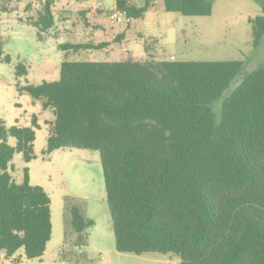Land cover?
Here are the masks:
<instances>
[{
    "label": "trees",
    "instance_id": "trees-1",
    "mask_svg": "<svg viewBox=\"0 0 264 264\" xmlns=\"http://www.w3.org/2000/svg\"><path fill=\"white\" fill-rule=\"evenodd\" d=\"M154 1L135 7L116 0V6L134 20ZM163 1L166 11L184 16L213 13L214 0ZM258 2L255 45L264 38V0ZM54 4L45 0L37 18L27 19L39 40L55 27ZM3 54L0 44V62L10 63ZM60 69L58 82L19 89L53 113L47 155L67 148L100 153L117 251L174 254L181 264H264V64L243 75L219 112L215 105L244 71L241 61L65 60ZM27 74L19 63L16 77ZM35 128L37 118L30 127L11 128L0 119V258L6 260L20 250L40 259L52 239L50 196L30 184L28 169L21 184L8 172L16 153L27 163L36 158ZM66 201L73 244L85 245L95 222L80 202Z\"/></svg>",
    "mask_w": 264,
    "mask_h": 264
},
{
    "label": "rangeland",
    "instance_id": "rangeland-1",
    "mask_svg": "<svg viewBox=\"0 0 264 264\" xmlns=\"http://www.w3.org/2000/svg\"><path fill=\"white\" fill-rule=\"evenodd\" d=\"M45 0H1L0 44L10 63L0 62V119L7 128L30 127L37 118L36 158L27 163L16 153L8 172L21 184L29 170L30 184L42 187L51 198L52 239L40 259H27L23 250L0 264H181L178 255L147 253L135 255L116 249L100 153L67 148L47 155L54 119L28 91L19 88L60 80L61 63L68 61H241L240 73L215 105L219 112L223 98L240 84L243 75L264 64V38L254 44L252 20L263 14L258 0H214L211 16H184L168 12L163 0H156L144 17L121 24L111 22L116 0H64L55 9V27L38 39V30L27 23L36 19ZM142 7L145 0H127ZM7 7L10 13L1 12ZM92 9V12L84 11ZM102 10L101 12L95 11ZM64 18V19H63ZM122 39H119L121 38ZM106 44L101 50H70L65 44ZM26 65L28 74L16 77V66ZM8 143L16 146V139ZM66 200L80 202L95 225L87 230V243L73 244L77 234L68 227ZM70 242H66V241Z\"/></svg>",
    "mask_w": 264,
    "mask_h": 264
},
{
    "label": "built area",
    "instance_id": "built-area-1",
    "mask_svg": "<svg viewBox=\"0 0 264 264\" xmlns=\"http://www.w3.org/2000/svg\"><path fill=\"white\" fill-rule=\"evenodd\" d=\"M126 18V12L121 10H115L111 14V22L113 24H121Z\"/></svg>",
    "mask_w": 264,
    "mask_h": 264
},
{
    "label": "crops",
    "instance_id": "crops-1",
    "mask_svg": "<svg viewBox=\"0 0 264 264\" xmlns=\"http://www.w3.org/2000/svg\"><path fill=\"white\" fill-rule=\"evenodd\" d=\"M63 3H66L64 0H55V4H54V7H53V10H54V15H55V9L58 7V5H63ZM152 6V5H151ZM117 10V9H116ZM84 11H89V12H92L93 10L92 9H88V10H84ZM95 11H98V12H101L102 10H99V9H96ZM103 12V11H102ZM64 19V18H63Z\"/></svg>",
    "mask_w": 264,
    "mask_h": 264
}]
</instances>
